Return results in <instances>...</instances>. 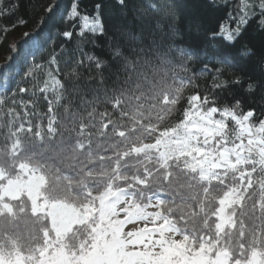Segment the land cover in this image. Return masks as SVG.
<instances>
[{
	"label": "snow or ice",
	"instance_id": "obj_1",
	"mask_svg": "<svg viewBox=\"0 0 264 264\" xmlns=\"http://www.w3.org/2000/svg\"><path fill=\"white\" fill-rule=\"evenodd\" d=\"M116 3L126 7V0ZM219 6L217 0H207L205 5ZM254 7L259 8L258 13ZM59 8V3L50 4L45 16L55 15ZM236 8L235 15L230 9L216 24L201 17H178L175 8L163 0L157 8L171 21L172 36L180 34L179 22L189 34V43L170 44L166 51H157L156 55L162 63H173L170 54L174 52L181 66L190 72L189 65L199 62L201 67L187 83L202 88L203 94L197 92L187 98L183 119L174 126H149L147 131L155 133L153 143L134 148V153L143 158L144 177L132 179L145 188L149 180L168 184L179 200H165L152 192H130L128 186L120 184L128 178L117 175L118 159L114 171H106L102 163L105 157H94L91 149L86 163L91 165L98 159L99 170L81 164L75 174L62 171L59 165L63 164L65 169L76 166L78 154L90 146L92 132L88 129L96 127L97 116V136H103L116 122L111 111L97 113L93 108L89 113L92 122H81L78 132L88 139L78 142L75 150L66 153L45 143V139H55L57 119L53 105L63 98L62 82L52 72L47 73L49 80L39 91L53 92L54 100L49 101L48 109L51 115L46 127L40 125L35 132L43 147L17 159L24 151L17 134L33 131L30 122L27 127L21 124L8 145V165L0 164V217L7 216L15 229L4 233V240H0V264H264V119L260 118L264 117V57L257 61L254 49L243 41L252 17L259 15V25L264 29V0L258 5L240 0ZM0 14H11V10L0 9ZM114 15L107 0H96L94 15H82L78 2H74L66 19L83 20V27L95 37L108 35L104 19L111 21ZM112 26L120 32L119 22ZM62 35L70 39L73 33L65 31ZM127 35L136 39L131 33ZM109 44L115 62L128 59L118 43L112 45L111 37ZM153 44L158 47L155 41ZM131 52L143 55L146 49L133 47ZM86 58L97 71L108 66L107 61L94 55L88 54ZM55 62L53 58L52 63ZM25 75L33 74L29 71ZM199 77L207 79L208 84H196ZM18 91L30 90L19 87ZM257 92L259 97L255 98ZM96 102L100 103L98 99ZM246 102L257 107L245 111ZM14 103H19L26 116L35 114L26 110L28 101L20 99ZM111 109L123 117L119 96L112 100ZM115 135L123 137L126 132L116 128ZM120 155L126 157L128 153L113 152L114 157ZM152 163L156 167L149 170L147 165ZM176 168L179 172L174 171ZM229 179L233 183L227 186ZM213 182L226 185V194L215 197L209 190ZM195 184L207 186L193 205L187 201L196 200V195L186 197L182 190H190ZM25 213L49 218L50 227H41L39 236L33 225L21 230L17 221ZM138 223L143 226L125 230L127 225Z\"/></svg>",
	"mask_w": 264,
	"mask_h": 264
},
{
	"label": "trees",
	"instance_id": "obj_2",
	"mask_svg": "<svg viewBox=\"0 0 264 264\" xmlns=\"http://www.w3.org/2000/svg\"><path fill=\"white\" fill-rule=\"evenodd\" d=\"M74 2H78L82 15H94L96 0H0V9L11 10V14H0V164L8 165L10 159L8 145L14 139L12 133L20 128L21 124L27 127V122H30L33 131L17 134L24 145V151L17 159L27 157L32 152H39L43 147L37 141L35 132L40 125L46 127L51 115L48 111L49 101L54 100V94L52 91L45 93L39 89L49 80L47 73L52 72L53 76L63 84V89L60 90L63 98L59 104L53 105V113L57 119L55 139L52 141L45 139V143H51L57 150L64 149L66 153L75 150L78 142L88 139L79 136L78 132L81 122L85 124L92 122L89 113L93 108L97 113L104 110L111 111V118L116 122L115 127L110 128L103 136H97L99 128L97 116L96 127L88 129L92 132L90 146H86L78 154L76 166L65 169L61 164L59 165L61 170L75 174L81 164L99 170L101 162L98 159L91 165L86 163L91 149L94 157L98 158L101 155L105 157L102 163L106 166V171H114L113 165L118 159L120 172L117 175L128 178L120 181V184L128 186L130 192L137 190L144 193L152 192L165 200H172L174 197L179 200L177 192L168 184H155L149 180V186L145 188L136 185L132 178L144 177L143 158L134 153V148L153 143L155 133L147 131L149 126L160 128L174 126L183 119V112L187 110V98L197 92L203 94L202 88H193L187 83L188 78L201 67L199 62L194 61L189 65L192 69L190 72L181 66V61L174 52L170 54L173 63H162L156 55L157 51H166L170 44L187 46L189 34L183 25L177 22L180 34L172 36L169 27L171 21L157 11L162 0H126V7L118 5L116 0H107L115 14L111 21L108 18L104 19L108 35L98 34L94 37L83 27V20L66 19ZM163 2L171 4L177 16L185 20L201 17L209 23L216 24L224 19L230 9L234 10L235 15L240 0H227V2L217 0L220 5L217 8H206L207 0H163ZM249 2L258 5L260 0H249ZM53 3H59L60 8L56 10L55 15L50 13L46 17L45 9ZM254 10L259 12L258 7H254ZM259 20V15L252 17L246 25L243 36V41L256 52L257 61L264 57V29L260 27ZM114 22H119L121 25L119 33L112 26ZM65 31L73 33L70 39L62 35ZM81 31L83 35L79 34ZM127 33H131L136 39H130ZM109 37L112 38V45L117 43L120 45L128 57L127 60L120 59L116 62L113 60ZM153 41L158 47L154 46ZM133 47H144L146 53L143 55L132 53ZM88 54L107 61L108 66L104 67L102 72L97 71L95 64L87 60ZM53 58L55 63H52ZM29 71L33 75H25ZM195 83L207 85L208 80L199 77ZM19 87L30 91L20 93ZM117 96L121 98L120 111L124 113L123 117L119 112L111 109V102ZM258 97L259 92L255 98ZM20 99L29 102L26 110L35 113L34 115L26 116L25 110L19 103H14ZM97 99L100 103L96 102ZM247 99L246 97L245 100ZM256 107L255 104L246 102L244 110ZM257 111L259 112L258 109ZM260 118L264 119V117ZM229 125L232 126L231 122ZM116 128H122L126 135L116 136ZM45 137H47L46 132ZM114 151L128 155L114 157ZM147 167L151 170L156 165L152 163ZM174 171L179 172V168ZM232 183L233 181L229 179L226 185L230 186ZM235 183L239 182L235 181ZM226 185L213 182L209 190L215 197L220 198L226 194ZM206 186L195 184L190 190H182V194L186 197L196 195V200L188 199L187 203L193 205L198 203L203 195V187ZM251 191L249 190L250 194ZM19 221L24 227L35 226L37 236L41 227H48L45 218L33 217L28 213H25ZM248 223L251 224V221ZM3 227L5 224L3 219H0V240H4V233L7 231ZM24 243L28 242L24 241Z\"/></svg>",
	"mask_w": 264,
	"mask_h": 264
},
{
	"label": "rangeland",
	"instance_id": "obj_3",
	"mask_svg": "<svg viewBox=\"0 0 264 264\" xmlns=\"http://www.w3.org/2000/svg\"><path fill=\"white\" fill-rule=\"evenodd\" d=\"M150 211L152 210H155V209H149ZM121 218H123V214L121 215ZM0 219H3V222L5 224V227H3L4 229H6L7 231L5 233H11V232H14L15 229L13 228V226L10 224L9 222V218L7 216H4V217H0ZM46 221H47V225L48 227H50L51 225V220L49 218H45ZM50 221V222H49ZM21 221H17V224H19L21 230L24 228V226L22 225ZM46 224H43V226H45ZM143 226V223H138L136 225H127L126 226V231L127 230H133L134 227H142ZM8 228V229H7ZM10 229V230H9ZM4 232V231H3Z\"/></svg>",
	"mask_w": 264,
	"mask_h": 264
}]
</instances>
